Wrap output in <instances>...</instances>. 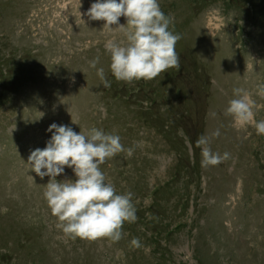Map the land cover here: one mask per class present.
I'll return each mask as SVG.
<instances>
[{
  "label": "rangeland",
  "instance_id": "1",
  "mask_svg": "<svg viewBox=\"0 0 264 264\" xmlns=\"http://www.w3.org/2000/svg\"><path fill=\"white\" fill-rule=\"evenodd\" d=\"M93 2L0 0V264H264V134L226 113L243 88L264 119V0H158L181 37L180 67L132 82L109 72L105 43L124 34L84 14ZM53 122L95 126L133 148L100 166L117 192L133 193L137 220L119 241L73 239L51 214L49 177L26 162ZM200 135L229 157L201 167Z\"/></svg>",
  "mask_w": 264,
  "mask_h": 264
},
{
  "label": "clouds",
  "instance_id": "2",
  "mask_svg": "<svg viewBox=\"0 0 264 264\" xmlns=\"http://www.w3.org/2000/svg\"><path fill=\"white\" fill-rule=\"evenodd\" d=\"M84 14L90 20L104 21L106 29L116 28L124 34L121 41L105 43L109 72L116 81L151 80L169 68L179 69L175 45L181 37L170 28L172 19L161 10L158 0H94ZM121 16L126 19L125 24H120ZM97 64L98 58L89 62L104 88L110 87L105 69ZM256 95L264 97V82L256 85ZM255 108L256 102L248 90L234 88L226 113L234 126L252 125L261 135L264 119H255ZM46 131L51 136L45 147L32 150L26 163L41 179L49 177L43 197L58 226L73 239L105 237L119 241L123 224L137 220L133 193L117 192L100 166L121 152L131 156L133 148H125L119 135L95 126L76 132L68 125L53 122ZM219 135V129L211 133L212 137ZM195 143L201 150V167L218 165L229 157L227 152L221 155L212 151L208 136L200 135ZM65 167L72 170L74 178L57 180ZM130 246L141 247L139 238L133 237Z\"/></svg>",
  "mask_w": 264,
  "mask_h": 264
}]
</instances>
